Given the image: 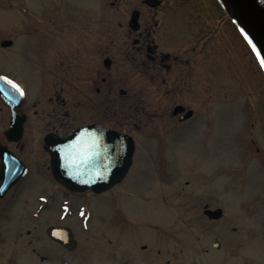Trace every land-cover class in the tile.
<instances>
[{
    "label": "flooded vegetation",
    "instance_id": "af4514ba",
    "mask_svg": "<svg viewBox=\"0 0 264 264\" xmlns=\"http://www.w3.org/2000/svg\"><path fill=\"white\" fill-rule=\"evenodd\" d=\"M20 2V12L26 13L25 1ZM39 3L32 23L0 27L7 34L18 29L21 35L0 40L4 62L12 67L3 70L0 78L23 91V95L18 91L13 110L0 98V264L78 261L74 199H82L78 213L85 229L93 217L90 202L99 204L105 198L111 208L107 216L98 217L101 232L107 244L120 238L129 222L121 214L120 188L130 173L141 168L169 181V168L176 164V148L187 128L195 137L201 134V145L207 147L215 107L201 96L185 99L183 94H200L196 79L202 70L212 73L218 68L214 62L218 50L230 53L235 38L242 57L248 58L246 43L215 0H49L44 10V2ZM87 12L97 14V22L81 21ZM58 13L64 15V22H58ZM26 33L31 35L25 37ZM5 87L13 91L10 84ZM115 93L128 98L133 111L128 118L118 115L121 104ZM33 94H50L46 104L52 113L44 118L49 122L42 124L40 101L29 100ZM149 94L161 95L162 100H149ZM57 104L66 108L59 119ZM246 109L251 108L246 105ZM12 112L20 120L18 133L11 131ZM154 126H163V132L159 135ZM79 127H101L132 140L126 175L104 192L90 188L73 192L53 177L52 151L44 148L45 139L63 137ZM109 194L114 195L110 200ZM52 228H61L59 238L75 242V247L69 249L49 236ZM118 255L117 264H125L126 256Z\"/></svg>",
    "mask_w": 264,
    "mask_h": 264
},
{
    "label": "rangeland",
    "instance_id": "374dc122",
    "mask_svg": "<svg viewBox=\"0 0 264 264\" xmlns=\"http://www.w3.org/2000/svg\"><path fill=\"white\" fill-rule=\"evenodd\" d=\"M20 1L0 0V21H3L0 27H17L19 23L34 21L39 0H24L26 13L20 12L19 6L23 5ZM41 1L44 10L49 0ZM63 16L58 13V22L65 21ZM74 17L73 21H77ZM80 20L97 22L98 15L87 12ZM11 31L12 34H7L8 30L0 28V40L21 37L18 29ZM217 41L221 49L219 34ZM237 41L236 38L230 41V53L218 50L214 60L219 64L216 70L212 68V73L202 70L195 83L200 88L199 95L183 94L185 99L201 96L208 106L215 107L207 147L201 145V134L195 137L187 128L176 148V164L169 168V181L141 168L133 170L126 186L144 191L130 190L125 183L121 186V214L129 222L120 238L110 244L106 243L104 230L101 232L97 221L100 213L109 214L111 207L106 206L109 202L105 198L99 204L90 202L93 219L84 229L78 213L83 209L79 204L82 199H74L73 226L79 241L75 251L79 255L74 257L80 259L75 258L73 264H117L121 252L126 256L125 264H264V75L247 45L244 47L248 58L242 57L243 50ZM4 52L0 48V74L3 70L12 71L4 62ZM48 96L33 94L29 99L31 103L40 101L42 124L50 121L44 118L48 112L52 113L46 104ZM148 96L152 101L162 100L161 95ZM114 97L121 104L118 109L121 118L133 114L128 98L117 93ZM246 105L251 109L247 110ZM64 110L65 106L57 104V119ZM154 128L159 135L163 132V126ZM255 148L259 149L258 153ZM113 196L109 194L107 198ZM217 209L222 213L218 220L204 214ZM214 240L219 242V249L212 247Z\"/></svg>",
    "mask_w": 264,
    "mask_h": 264
},
{
    "label": "water",
    "instance_id": "95a60500",
    "mask_svg": "<svg viewBox=\"0 0 264 264\" xmlns=\"http://www.w3.org/2000/svg\"><path fill=\"white\" fill-rule=\"evenodd\" d=\"M216 1L246 40L264 72V64L261 63L264 60V0ZM5 83L0 79V98L13 110L18 103L19 92H14L13 88L10 92ZM19 129L20 120L12 112L11 131L18 133ZM44 148L52 151L53 177L73 192L90 188L100 193L113 187L126 175L133 154L130 138L101 127H79L63 137H47ZM204 213L211 220L222 216L220 209ZM60 230L52 228L48 234L69 249L75 247V242L70 240L68 243L59 238ZM212 247L219 249V242L214 240Z\"/></svg>",
    "mask_w": 264,
    "mask_h": 264
},
{
    "label": "snow or ice",
    "instance_id": "6c2138e0",
    "mask_svg": "<svg viewBox=\"0 0 264 264\" xmlns=\"http://www.w3.org/2000/svg\"><path fill=\"white\" fill-rule=\"evenodd\" d=\"M261 63L264 64V60H262ZM0 79L5 80V82H6L7 84H10V85L12 86L13 89L19 91L20 94L23 95V91H22V89H20L19 85H16V84L13 83L11 80H8L6 77H4V78H0Z\"/></svg>",
    "mask_w": 264,
    "mask_h": 264
}]
</instances>
